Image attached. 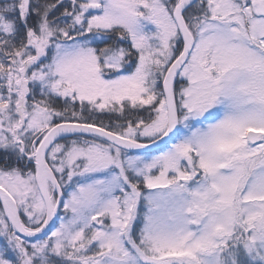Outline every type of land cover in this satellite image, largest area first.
<instances>
[{
	"label": "snow or ice",
	"instance_id": "obj_1",
	"mask_svg": "<svg viewBox=\"0 0 264 264\" xmlns=\"http://www.w3.org/2000/svg\"><path fill=\"white\" fill-rule=\"evenodd\" d=\"M0 264H264V0H0Z\"/></svg>",
	"mask_w": 264,
	"mask_h": 264
}]
</instances>
